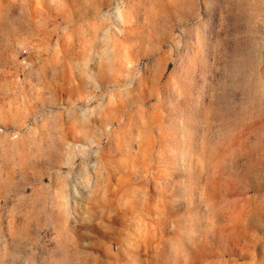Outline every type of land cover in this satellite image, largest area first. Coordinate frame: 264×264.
Listing matches in <instances>:
<instances>
[{
  "label": "rangeland",
  "instance_id": "374dc122",
  "mask_svg": "<svg viewBox=\"0 0 264 264\" xmlns=\"http://www.w3.org/2000/svg\"><path fill=\"white\" fill-rule=\"evenodd\" d=\"M0 264H264V0H0Z\"/></svg>",
  "mask_w": 264,
  "mask_h": 264
}]
</instances>
